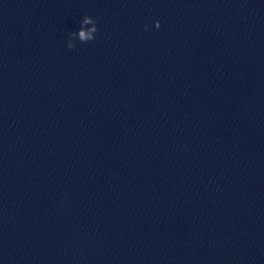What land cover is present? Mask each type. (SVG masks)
Instances as JSON below:
<instances>
[{"label":"clouds","instance_id":"obj_1","mask_svg":"<svg viewBox=\"0 0 264 264\" xmlns=\"http://www.w3.org/2000/svg\"><path fill=\"white\" fill-rule=\"evenodd\" d=\"M87 25H91V27H86ZM154 27L156 29H159L161 27L160 21L156 20L154 22ZM98 31L97 29V20L89 15L83 16V18L80 21V27L78 32H72L69 35V42L67 43V47L69 49L75 48V44L71 41L75 39L77 36L79 37V41L81 43H87L89 41H92L95 39V33ZM144 31H148V25H144Z\"/></svg>","mask_w":264,"mask_h":264}]
</instances>
